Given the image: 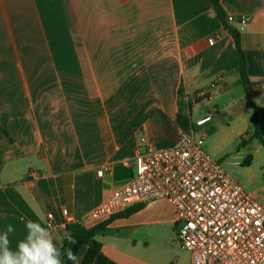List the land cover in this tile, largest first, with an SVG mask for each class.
Listing matches in <instances>:
<instances>
[{
  "label": "crops",
  "instance_id": "obj_1",
  "mask_svg": "<svg viewBox=\"0 0 264 264\" xmlns=\"http://www.w3.org/2000/svg\"><path fill=\"white\" fill-rule=\"evenodd\" d=\"M217 1L235 28L249 18L240 40L264 107V0ZM217 75L213 99L185 102ZM212 113L213 123L242 122L240 138L252 128L234 41L208 0H0V230L14 226L15 247L21 217L51 219L60 247L62 209L88 223L85 213L132 175L138 147L170 146L194 114ZM257 126L264 139V114ZM139 205L96 231L101 253L115 264H190L172 205L126 210Z\"/></svg>",
  "mask_w": 264,
  "mask_h": 264
},
{
  "label": "built area",
  "instance_id": "obj_2",
  "mask_svg": "<svg viewBox=\"0 0 264 264\" xmlns=\"http://www.w3.org/2000/svg\"><path fill=\"white\" fill-rule=\"evenodd\" d=\"M248 22L242 17L237 29L243 31ZM222 81L217 75L206 87L185 95V102L213 99ZM212 120L209 114L196 119L192 130L170 146L138 147L132 175L85 218L101 220L136 203L163 199L174 209L177 241L189 251L190 264H264V203L246 193L222 163L203 150L202 132ZM61 213L64 226L80 223L67 209ZM46 226L54 229L51 219Z\"/></svg>",
  "mask_w": 264,
  "mask_h": 264
},
{
  "label": "rangeland",
  "instance_id": "obj_3",
  "mask_svg": "<svg viewBox=\"0 0 264 264\" xmlns=\"http://www.w3.org/2000/svg\"><path fill=\"white\" fill-rule=\"evenodd\" d=\"M204 110L201 108L202 113ZM216 115L212 113L211 116ZM198 118L193 115V121ZM243 128L242 122L231 125L228 120L215 119L202 132L205 134L203 150L220 161L231 177L240 182L246 193H264V145L252 136V128L240 138L237 133ZM249 157L250 161L246 163Z\"/></svg>",
  "mask_w": 264,
  "mask_h": 264
},
{
  "label": "trees",
  "instance_id": "obj_4",
  "mask_svg": "<svg viewBox=\"0 0 264 264\" xmlns=\"http://www.w3.org/2000/svg\"><path fill=\"white\" fill-rule=\"evenodd\" d=\"M208 1L212 6V10L218 22L220 23L222 28L231 35L234 41V46L236 48L239 58V76L241 78L246 101L250 109L252 110V136L256 138L262 145H264V139H262V137L260 136L257 126V117L259 114H264V107H257L252 100L251 93L254 83L250 81L247 75L246 58L241 45L240 31L234 26H232L231 22L228 21V18L225 16L224 11L217 0ZM240 144H243V142H241ZM249 161L250 157L248 158L246 163H248ZM140 208L141 205L134 207L130 210H125L122 213L120 212V214L118 213L112 215L105 219L89 221L86 224H67L63 228L61 237L63 236V233L65 231H71L73 236L75 237L76 242L74 244H69L67 240L60 239V247L62 245L63 248H71L73 254L77 256L80 248L84 245L87 246V252L85 254L84 262L82 264H115L101 253V244L95 239L96 231L108 226L117 215H128ZM64 264H73V262L67 260V258L65 257Z\"/></svg>",
  "mask_w": 264,
  "mask_h": 264
},
{
  "label": "clouds",
  "instance_id": "obj_5",
  "mask_svg": "<svg viewBox=\"0 0 264 264\" xmlns=\"http://www.w3.org/2000/svg\"><path fill=\"white\" fill-rule=\"evenodd\" d=\"M25 226L24 238L18 240L16 246H12L10 236L15 228L7 224L0 230V264H64V258L75 264L77 259L71 248L57 246L56 237L38 218L37 220L21 217ZM61 240H67L74 244L75 237L71 231H65Z\"/></svg>",
  "mask_w": 264,
  "mask_h": 264
}]
</instances>
